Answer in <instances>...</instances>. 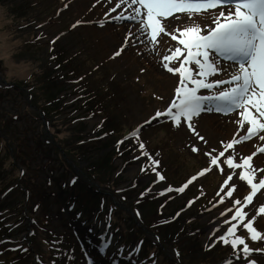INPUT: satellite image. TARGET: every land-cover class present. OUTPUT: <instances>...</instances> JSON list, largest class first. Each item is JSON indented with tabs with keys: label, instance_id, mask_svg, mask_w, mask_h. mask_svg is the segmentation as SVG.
<instances>
[{
	"label": "rangeland",
	"instance_id": "374dc122",
	"mask_svg": "<svg viewBox=\"0 0 264 264\" xmlns=\"http://www.w3.org/2000/svg\"><path fill=\"white\" fill-rule=\"evenodd\" d=\"M106 2L0 0V264H94L80 239L87 230H80L82 225L102 233L101 244L112 254L139 251L144 264H224L229 257L233 264H243L230 245L226 250L217 239L230 226L223 225L226 217L220 213L231 206L227 201L218 204L217 192L224 196L227 186L221 188L232 170L221 164L224 172L213 166L203 177L198 175L209 167L204 153L215 148L213 154L218 155L223 144H204L184 128L174 129L166 118L145 123L167 108L178 77L163 69L160 58L153 64L155 54L143 45L128 46L114 57L124 38L111 41L101 33L106 28L116 31L120 23L106 18L115 6ZM6 61L16 62L12 66L18 78L6 75ZM33 66L40 74H34ZM157 72L170 78H158ZM47 82L62 88L57 98L63 109L52 112V123L38 102ZM88 85L102 93L105 114L118 124L104 125L103 115L86 110L87 97L82 96ZM160 96L162 101L156 98ZM215 115L203 114L198 124L214 123ZM106 129L115 131L107 134ZM248 145L239 150L241 155L251 153ZM116 148L124 157L101 166L99 159ZM261 160L258 167L264 168ZM157 172L165 180L160 181ZM193 175L198 180L184 193L165 191L183 186ZM232 183L237 185L234 198L243 201L251 187L238 176ZM138 200L141 215L136 206H128ZM21 202L28 207L29 219L24 220ZM158 205L163 208L155 210ZM246 210L256 211L251 206ZM254 226L264 232V218L258 217ZM236 234L244 236L250 248L264 249V241H251L242 226ZM255 258L264 264V256Z\"/></svg>",
	"mask_w": 264,
	"mask_h": 264
},
{
	"label": "snow or ice",
	"instance_id": "6c2138e0",
	"mask_svg": "<svg viewBox=\"0 0 264 264\" xmlns=\"http://www.w3.org/2000/svg\"><path fill=\"white\" fill-rule=\"evenodd\" d=\"M112 2L108 0L109 4ZM122 8L123 11L111 15ZM106 18L132 24L124 45L114 57L121 56L128 46L143 45L160 57V64L167 73L178 77L167 108L163 112L157 110L146 124L166 118L174 129L184 128L192 137L208 144L205 135L198 130L202 127L198 124L202 115H232L231 122L236 125L232 139L227 143L221 141L224 150L218 155L213 154L217 151L215 148L204 153L209 157V167L198 175L203 177L213 166L224 172L221 164L232 170L221 188L223 191L227 186L224 196L217 192L218 204L226 201L231 204L220 213L226 217L223 225L230 226L217 239L230 245L233 256L243 264H258L255 255L264 256V249L250 248L246 238L237 235L236 230L240 225L247 230L251 241H264V232L254 226L258 217L264 218V202H261L264 200V168L256 166L254 160L264 156V0H116ZM169 41H178V45L167 47L162 53L161 48ZM156 98L163 100L162 96ZM142 128L143 125L136 130L137 134ZM247 142H252L251 153L241 155L236 146ZM139 147L143 149L145 145L140 143ZM191 151L196 153L198 149L192 146ZM226 152L229 154L225 157ZM222 157L225 158L221 160ZM149 159L155 165L160 163L152 157ZM157 176L160 181L165 180L158 172ZM233 176L251 187L243 201L234 198L237 185L229 184ZM197 180L193 175L183 186L168 187L165 191L184 193ZM193 202L190 201L189 206ZM249 206L256 209L255 213L246 210ZM224 264H233L232 257Z\"/></svg>",
	"mask_w": 264,
	"mask_h": 264
},
{
	"label": "trees",
	"instance_id": "16d2710c",
	"mask_svg": "<svg viewBox=\"0 0 264 264\" xmlns=\"http://www.w3.org/2000/svg\"><path fill=\"white\" fill-rule=\"evenodd\" d=\"M69 73H71V75L76 74V72H71V71H69ZM58 86H59V84L56 82H53V83L47 82V83L43 84V87L41 88L42 92L40 93L41 95L38 98L40 100V101H38L39 105H41L43 109H46V116L47 117L45 116V120L47 119L51 123H52V121H51L52 120V112L59 110V109H61L60 111H62V109H63L60 106V102H61L60 99L57 98L58 94H60V92L62 91V88H60V86L59 87ZM86 87H85V91H87V92L84 94V96H82V97H87L84 104H85V106H88L89 108H87L86 110H89L91 108V112L93 114L99 113V114L103 115L102 116V123H104V125L106 123L109 124L110 126L115 125V123L118 124V122L115 119L109 118L108 115L105 114L104 104H103L102 99H101L102 93L101 92L98 93L94 89L89 90L88 89L89 85ZM47 101H49V102L47 103ZM114 131H115L114 129H112V130L106 129L105 130V132L107 134H109V133L112 134ZM116 131L121 132L122 130H117V125H116ZM59 140H60V138H59ZM115 142L116 141L114 140V144H115ZM120 146H122V145H119V147ZM123 152L124 151H121V149L116 148L115 153L114 152L106 153L105 156H103V158L99 159V163L101 164V166H104L109 162L113 163L114 157H116V156H121V157L123 156L124 157ZM132 154H134V152ZM146 167L147 166H145L144 168H146ZM112 169H114V166ZM149 170H152V169H148V171ZM8 182H9V179L7 181V184H8ZM20 194H22V193L20 192ZM22 200H23V198H22ZM140 204H142V202H140L139 200L137 202H135V204L133 202L132 203L128 202V206L129 205L136 206L138 208V210H139L138 205H140ZM21 207H22V211H25V213H24V215H25L24 220H25L28 217V214H27L28 207L23 202H21ZM158 208H163V205H158L155 210H157ZM163 214H165V213H163ZM139 215H141L140 210H139ZM161 217L154 222L160 221ZM109 218L113 219L115 221L119 220L114 215H110ZM28 219H29V217H28ZM22 223H23V221L20 224H22ZM149 223L153 226L152 222H149ZM79 227H80L79 228L80 230L84 227H86V229H87V230L82 231L83 235L80 237V239H82L81 242L83 243V246L86 248V250H87L89 256L91 257V259L93 260L94 264H111V263H113V264H144V262L145 263L147 262L146 260H144L141 257L139 251L129 250V252H124V253L117 251L115 254H112L109 248H105L104 245L101 244L100 239H101V237L103 238L102 233H100L98 235V231L93 229L90 225H82ZM154 228L157 229L156 227H154ZM28 236H29V234H27V237ZM27 237H26V239H27ZM34 238H35V236H34ZM24 245L26 246V244H24ZM117 247L119 250H125V249H121L119 246H117ZM229 247L230 246L223 245V248L226 250ZM210 249L207 248V250H210ZM207 261L208 260H203L200 262V264L207 262ZM147 264H149V263H147Z\"/></svg>",
	"mask_w": 264,
	"mask_h": 264
},
{
	"label": "bare ground",
	"instance_id": "6f19581e",
	"mask_svg": "<svg viewBox=\"0 0 264 264\" xmlns=\"http://www.w3.org/2000/svg\"><path fill=\"white\" fill-rule=\"evenodd\" d=\"M115 2H116V0H113V2L111 4H109L108 0H107V2L105 3V6L115 5ZM98 3L101 4V0H95V5H98ZM102 5H103V2H102ZM123 10L124 9L122 8V11ZM118 24L119 25H118L116 31H113L112 29L106 28L101 33H104V35H106L108 37V40H111V41L115 40L117 37H123L124 39L120 42L124 43L125 37L127 36L128 29H129V27H127V24L131 25V23H121L120 22ZM90 30L93 31V33L95 34L94 36L99 38L100 32L95 27L90 28ZM133 31H135V29ZM176 45H178V41H169L168 45H166L164 48H161V52L163 53L165 51V48H167V47H175ZM159 58H160L159 56L155 55V56H153V60H151V62H153V64H155ZM156 76L158 78H163V77L170 78L169 76H164L162 73H158V72L156 73ZM215 114H217V113H215ZM232 119H233L232 115H225L223 117L222 116L220 117L218 114V115L214 116V123H212V124H210L208 122L201 121V125H202L201 129H202L203 133L205 134V138L208 140V145L214 144V143H221V141L225 142L224 138L232 139V137L234 135V131L236 129V125H234L231 122ZM206 125H209L210 128L206 129ZM248 143H249L248 147H250V144H252V142H248ZM255 143H257V141H255ZM244 146H245V144L239 145L236 147L238 148V150H241L242 148H244ZM230 151L231 150H229V152ZM228 154L229 153L227 152V155ZM260 158L264 159V156H258L256 158H254L256 166H258V164L260 162H262V160L260 161ZM258 195H259V193H258Z\"/></svg>",
	"mask_w": 264,
	"mask_h": 264
},
{
	"label": "clouds",
	"instance_id": "9594fccd",
	"mask_svg": "<svg viewBox=\"0 0 264 264\" xmlns=\"http://www.w3.org/2000/svg\"><path fill=\"white\" fill-rule=\"evenodd\" d=\"M0 27H2V25H0ZM14 33H10L9 35H13ZM16 63L15 61H6L4 64H3V67L5 69V72H6V75L9 77V78H18L16 77V74H15V71H14V68H13V64ZM33 72L34 74H40L41 72V69H39L38 66H33ZM29 77H31L29 79ZM28 77V80L30 81L32 79V76H29Z\"/></svg>",
	"mask_w": 264,
	"mask_h": 264
}]
</instances>
